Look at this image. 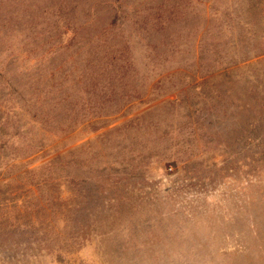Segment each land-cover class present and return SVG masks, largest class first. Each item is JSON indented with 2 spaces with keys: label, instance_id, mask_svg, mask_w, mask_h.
I'll return each mask as SVG.
<instances>
[{
  "label": "rangeland",
  "instance_id": "1",
  "mask_svg": "<svg viewBox=\"0 0 264 264\" xmlns=\"http://www.w3.org/2000/svg\"><path fill=\"white\" fill-rule=\"evenodd\" d=\"M119 1L116 23V0L0 1V72L22 83L6 99L18 82L0 74V177L62 155L43 175L62 178L71 152L75 197L91 193L75 207L83 244L61 262L0 249V264H264V119L249 95L264 93V54L232 62L224 16L246 0ZM78 23L109 27L106 43L62 49Z\"/></svg>",
  "mask_w": 264,
  "mask_h": 264
},
{
  "label": "trees",
  "instance_id": "2",
  "mask_svg": "<svg viewBox=\"0 0 264 264\" xmlns=\"http://www.w3.org/2000/svg\"><path fill=\"white\" fill-rule=\"evenodd\" d=\"M1 1V0H0ZM6 1V0H5ZM117 9L115 11V16L113 18L114 23L120 20L119 17V6L120 1L116 0ZM243 5V1H240ZM247 6L244 8L242 13L235 14L232 17L231 13H225V24H232V29L234 33H237L236 38L239 42V47L237 50L231 54V56L237 57L239 55V50L241 51V57L237 59L236 63H248L255 57L264 54V48L260 47V41L264 40L263 32L257 31L261 26L262 22L264 24V0H246ZM240 9H242L240 7ZM242 16V17H241ZM231 26V25H230ZM81 23L78 26H74L69 29L68 27L59 31L58 42L60 45L65 41H70L71 44L61 46L62 49L76 45L77 49H83L85 47H90V44H94L96 41L101 45L106 43L107 30L109 27H105L98 31L88 32L86 35L82 34ZM216 34L213 35L215 37ZM218 46L224 45L226 42L218 41ZM236 47V45H234ZM102 47H93L94 53L101 51ZM223 48V50H224ZM261 48V49H260ZM52 54V53H50ZM220 56V55H217ZM0 59V64H1ZM38 62V59H34V63ZM4 76L9 86L14 80L18 82L17 88L11 87V89L6 94L5 98H10L13 96L14 91L20 92L22 88L21 79L18 75L11 74L10 77ZM52 76H55V71L52 72ZM223 76L226 77L225 84H231L232 78L229 76V71H225ZM8 78V79H7ZM41 78V76H39ZM226 84L225 92L230 93L231 88ZM257 86L254 85L251 90V98L254 102V107L257 108V112L263 116L264 119V93L257 91ZM224 92V93H225ZM227 94V93H226ZM219 96V95H218ZM11 115L8 113L6 119H10ZM255 117V116H254ZM262 119V118H261ZM256 118L254 121L256 122ZM8 127L7 120H3L1 125ZM14 133L13 135H16ZM9 135V134H8ZM12 136V135H11ZM4 146V145H2ZM36 150V149H33ZM39 150V149H38ZM71 151V150H68ZM36 152V151H35ZM259 152H256V155ZM264 154V148L260 151ZM71 152L66 156V162L60 163L68 171V174L59 177H43L44 174L50 173L56 165L61 161V156L52 157L40 165L29 166L26 162H22L20 158L14 159L11 162H6V170L13 169L18 170L23 169V177H15L12 174H7V176L0 177V249L8 250L13 249L15 253H19L24 259L28 256H36L38 252L51 251L54 250L58 256V263L62 261V257L59 255L61 252H71L73 248L80 247L83 244L78 238V233L84 228L88 229L90 227L89 223L81 224L74 222L84 220V218H79L75 215V207H79L85 199H88L91 193H80V200L76 199L75 193V175H73L69 168H71ZM262 158V157H261ZM264 160V159H262ZM21 172V175H22ZM45 176V175H44ZM10 182L18 185L17 189L11 190L6 195L4 190ZM50 189L51 193L48 194ZM21 191V192H20ZM87 192V191H86ZM13 218V219H10ZM88 218V216H87ZM89 219V218H88ZM28 259V257L26 258Z\"/></svg>",
  "mask_w": 264,
  "mask_h": 264
}]
</instances>
